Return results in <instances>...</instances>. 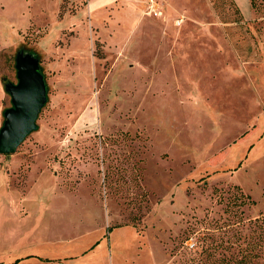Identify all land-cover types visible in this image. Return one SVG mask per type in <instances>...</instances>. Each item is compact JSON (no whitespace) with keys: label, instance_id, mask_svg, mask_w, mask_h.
Listing matches in <instances>:
<instances>
[{"label":"rangeland","instance_id":"rangeland-1","mask_svg":"<svg viewBox=\"0 0 264 264\" xmlns=\"http://www.w3.org/2000/svg\"><path fill=\"white\" fill-rule=\"evenodd\" d=\"M20 62L0 264H264V0H0V130Z\"/></svg>","mask_w":264,"mask_h":264},{"label":"water","instance_id":"water-1","mask_svg":"<svg viewBox=\"0 0 264 264\" xmlns=\"http://www.w3.org/2000/svg\"><path fill=\"white\" fill-rule=\"evenodd\" d=\"M13 108L7 110L0 130V155L15 153L26 136L35 130L36 119L45 100L42 77L33 67L19 63L18 83L10 88Z\"/></svg>","mask_w":264,"mask_h":264},{"label":"trees","instance_id":"trees-1","mask_svg":"<svg viewBox=\"0 0 264 264\" xmlns=\"http://www.w3.org/2000/svg\"><path fill=\"white\" fill-rule=\"evenodd\" d=\"M240 205H246L245 201H241ZM253 229L250 237V242H247L246 247L243 250V256L241 262L250 258H259L261 252L264 253V216L257 218L252 222ZM257 251V252H254ZM240 263V262H239Z\"/></svg>","mask_w":264,"mask_h":264}]
</instances>
